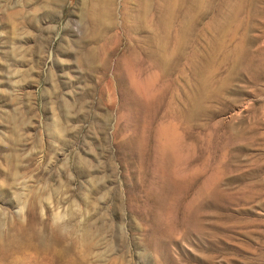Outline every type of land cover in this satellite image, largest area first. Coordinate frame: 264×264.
Wrapping results in <instances>:
<instances>
[{
    "label": "rangeland",
    "instance_id": "rangeland-1",
    "mask_svg": "<svg viewBox=\"0 0 264 264\" xmlns=\"http://www.w3.org/2000/svg\"><path fill=\"white\" fill-rule=\"evenodd\" d=\"M0 264H264V0H0Z\"/></svg>",
    "mask_w": 264,
    "mask_h": 264
},
{
    "label": "bare ground",
    "instance_id": "bare-ground-1",
    "mask_svg": "<svg viewBox=\"0 0 264 264\" xmlns=\"http://www.w3.org/2000/svg\"><path fill=\"white\" fill-rule=\"evenodd\" d=\"M167 142H166V144L162 147L163 148V151L162 152H165L166 153V151L169 149V147H170V144L168 143V140H166ZM172 146V145H171ZM169 152V151H168Z\"/></svg>",
    "mask_w": 264,
    "mask_h": 264
}]
</instances>
